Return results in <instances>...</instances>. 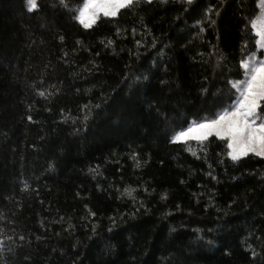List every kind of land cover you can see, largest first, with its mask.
I'll return each instance as SVG.
<instances>
[{"label": "trees", "instance_id": "16d2710c", "mask_svg": "<svg viewBox=\"0 0 264 264\" xmlns=\"http://www.w3.org/2000/svg\"><path fill=\"white\" fill-rule=\"evenodd\" d=\"M82 3L0 0V264H264V157L172 140L235 98L259 0Z\"/></svg>", "mask_w": 264, "mask_h": 264}, {"label": "snow or ice", "instance_id": "6c2138e0", "mask_svg": "<svg viewBox=\"0 0 264 264\" xmlns=\"http://www.w3.org/2000/svg\"><path fill=\"white\" fill-rule=\"evenodd\" d=\"M184 2L190 4L192 0ZM26 3L29 11L37 7L36 0H26ZM132 3L133 0H83L74 16L80 24L88 28L100 14L104 17H115L119 9ZM258 6L261 12L252 21V27L260 37L257 45L264 48V0ZM240 69L243 70L245 78L233 85L239 96L230 108L218 113L214 119H206L176 132L172 137L173 142L189 139L204 141L215 136L227 142V156L233 162L249 153L264 157V119L257 120V108L260 102H264V59H256L255 56L244 58L240 61Z\"/></svg>", "mask_w": 264, "mask_h": 264}, {"label": "rangeland", "instance_id": "374dc122", "mask_svg": "<svg viewBox=\"0 0 264 264\" xmlns=\"http://www.w3.org/2000/svg\"><path fill=\"white\" fill-rule=\"evenodd\" d=\"M260 2H261V0H259V4H260ZM259 9H260V8H259ZM119 10H120V9H119ZM119 10H118V11H119ZM260 12H261V9H260ZM100 15H102V14H100ZM97 18H98V17H97ZM96 20H97V19H96ZM254 32H255V34L257 35L256 31H254ZM258 39H260V37L257 35V38H256V45H257V40H258ZM250 56H255L256 59H264V48H261L260 46L257 45V50L254 51L253 53H251L248 57H250ZM248 57H247V58H248ZM244 78H245V77H244V73H243V76H242L241 78L236 79V80L233 81V85H234L235 83L239 82V81H243ZM234 88H235V98L232 100V102H230V103H228V104L222 106L220 109L216 110L215 113L212 114V115H209V116H205V117H202V118H199V119H194V120H192V122H191V124H190L189 126H187L186 128H183V129H180V130L175 131V132L173 133V136L175 135L176 132H178V131H182V130H184V129H187V128L191 127V126H195L196 124H198V123H200V122H203V121L206 120V119H214L215 116H216L218 113H220L221 111H223V110L226 109V108H230V106L233 104L234 101L237 100V98H238V96H239V93H238V91H237V88H236V87H234ZM260 119H264V102H260V103H259V106H258V108H257V120L259 121ZM173 136H172V137H173ZM249 154H252V153H249Z\"/></svg>", "mask_w": 264, "mask_h": 264}]
</instances>
